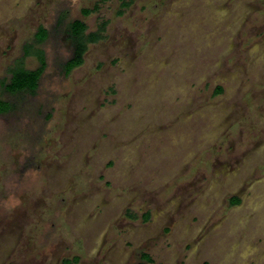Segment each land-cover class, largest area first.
I'll use <instances>...</instances> for the list:
<instances>
[{
	"label": "rangeland",
	"instance_id": "1",
	"mask_svg": "<svg viewBox=\"0 0 264 264\" xmlns=\"http://www.w3.org/2000/svg\"><path fill=\"white\" fill-rule=\"evenodd\" d=\"M75 20L107 24L65 77ZM40 27L38 92L0 116V264H264V0H0V81Z\"/></svg>",
	"mask_w": 264,
	"mask_h": 264
},
{
	"label": "trees",
	"instance_id": "2",
	"mask_svg": "<svg viewBox=\"0 0 264 264\" xmlns=\"http://www.w3.org/2000/svg\"><path fill=\"white\" fill-rule=\"evenodd\" d=\"M128 5V3H124ZM93 10H84V16H88ZM122 14V12H119ZM106 22L102 23L95 32H88V26L83 20H75L69 24L65 33V39L70 44V58L62 64L65 77L84 64V57L90 45L100 42L104 38ZM49 38V31L40 27L32 43L23 46V54L18 61L9 69V78L1 80L0 85L3 95L0 94V116H9L15 113L21 103V99L26 96H35L38 92L40 81L47 67L44 51L36 46L43 44ZM34 56L37 58L38 66L29 69L24 65V61ZM222 88L216 90V95L222 93ZM240 202L239 198L232 199V204ZM146 263H151L152 258L148 254L142 255ZM75 260H64L63 264H75Z\"/></svg>",
	"mask_w": 264,
	"mask_h": 264
}]
</instances>
